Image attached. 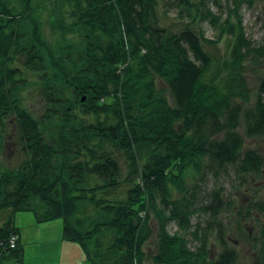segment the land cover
<instances>
[{
    "label": "trees",
    "instance_id": "1",
    "mask_svg": "<svg viewBox=\"0 0 264 264\" xmlns=\"http://www.w3.org/2000/svg\"><path fill=\"white\" fill-rule=\"evenodd\" d=\"M242 1L222 17L206 0H0V138L11 121L22 153L0 170V264H23L16 211L60 219L90 264H232L222 186L198 206L196 190L228 168L237 186L261 182L236 213L256 222L250 263L264 264V153L243 141L264 139V44L246 37ZM171 8L177 28L161 22ZM222 38L221 58L208 48Z\"/></svg>",
    "mask_w": 264,
    "mask_h": 264
},
{
    "label": "rangeland",
    "instance_id": "2",
    "mask_svg": "<svg viewBox=\"0 0 264 264\" xmlns=\"http://www.w3.org/2000/svg\"><path fill=\"white\" fill-rule=\"evenodd\" d=\"M231 0H206V5L213 12L224 16V11L227 5ZM242 1V0H241ZM161 10V8H160ZM239 11L242 17V26L245 32L246 37H248L251 42L255 45L264 44V0H250L249 2L242 1L239 7ZM167 13L161 19L162 24L170 25L175 28L178 26V23H183L182 20L178 19L175 16L173 8L168 9ZM201 29L204 32L205 38L216 39L217 31L212 28L208 23L203 22L200 24ZM48 26L44 27V32L48 33ZM227 46L225 39H219L215 46L208 48L209 51L213 52L217 56L221 57L228 54ZM253 74L249 73V82H253V78L258 69L256 68ZM28 77L31 79V75ZM156 84L163 87L164 84L157 79ZM24 104L27 105L30 110L37 112L40 105V100L38 98L36 87L32 84H28L22 92ZM244 147L245 148H255L259 152L264 153V139L260 138H245ZM20 149L16 141V129L12 125V122L9 121L6 124L5 129L2 131V138H0V170L6 167L16 166L22 158V153L20 154ZM190 181V179H188ZM235 178L230 168L227 169V173L220 174L218 180H214L210 174H204L201 181H199L196 187L197 190V206L199 202L203 203L208 201L210 190L216 184H220L223 189V197L228 200L229 207L226 208V211L222 213L218 218L220 219L221 231L226 238V244L235 250V259L232 264H251L254 255V244L256 242L257 235V225L256 222L251 220L239 221L238 219V210L241 206L250 199V192L252 187L257 183L261 182L252 181L251 184L245 186H237L235 184ZM207 215L197 211L192 214L190 222L193 225L200 223V226L205 225L207 222ZM14 226L20 230L22 236H25L26 241H21L22 243V252H23V264H35L37 261L46 263L48 258H51V255L54 253L52 251V246H43L41 245L38 250H34V245L28 240H32L33 236V224L35 220L33 214L29 211H16L13 216ZM153 225V221H151ZM168 229L170 231L175 230L173 224H169ZM15 236V235H12ZM17 237L15 238V240ZM71 245H75L79 250L80 254L78 255V262L75 264H90L87 261L84 252L80 249L79 245L75 242H69ZM15 244V242H14ZM197 242L190 239L191 247H195ZM38 245V244H37ZM208 245H210L211 255L214 256L219 252L220 246L214 239V233L208 236ZM143 249L147 252H152L154 249V236H151L148 241L144 244ZM50 252V253H49ZM77 252V253H79ZM62 260L57 264H74L75 262L72 259H68L67 255L64 254V251L61 253ZM44 260V261H42Z\"/></svg>",
    "mask_w": 264,
    "mask_h": 264
},
{
    "label": "crops",
    "instance_id": "3",
    "mask_svg": "<svg viewBox=\"0 0 264 264\" xmlns=\"http://www.w3.org/2000/svg\"><path fill=\"white\" fill-rule=\"evenodd\" d=\"M18 238L21 241H26L25 236H22V233L19 230ZM34 245V250H38L41 245L49 246L51 245L52 251L55 250L57 254L51 255V258H48V262L42 263L37 261L35 264H57L62 260L61 253L64 251V254L67 255L68 259H72L77 263L78 255L80 254L79 250L75 245H71L72 241H67L62 238V221L60 219H55L49 222L38 223L35 221L33 224V236L32 240H28ZM38 244V245H37ZM79 252V253H77ZM50 253V252H49ZM44 261V260H42Z\"/></svg>",
    "mask_w": 264,
    "mask_h": 264
},
{
    "label": "built area",
    "instance_id": "4",
    "mask_svg": "<svg viewBox=\"0 0 264 264\" xmlns=\"http://www.w3.org/2000/svg\"><path fill=\"white\" fill-rule=\"evenodd\" d=\"M15 238H16V236H12V235L9 237L8 243H9L10 247L14 246Z\"/></svg>",
    "mask_w": 264,
    "mask_h": 264
}]
</instances>
